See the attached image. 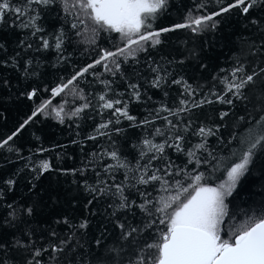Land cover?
I'll return each instance as SVG.
<instances>
[{
    "label": "trees",
    "instance_id": "trees-1",
    "mask_svg": "<svg viewBox=\"0 0 264 264\" xmlns=\"http://www.w3.org/2000/svg\"><path fill=\"white\" fill-rule=\"evenodd\" d=\"M202 2L204 0H168L166 8L151 21L152 27L159 29L182 23L189 12L193 15L202 14L196 8ZM216 7L213 0L209 3L208 10ZM71 19L65 14L60 0H57V3L40 9L36 23L42 31L35 36L31 35V29L17 28L10 19L6 18V22L0 24V44L3 45L0 48V140L14 132L42 101L52 99L51 106L46 110L48 114L35 117L10 141L13 151L0 149V242L11 244L14 240H21L31 245L22 254L9 251L8 258L14 264H24L25 259H31L32 249L44 248L48 251H42V255L35 258L41 264H69V260L72 264H78L77 256L80 264L106 262L108 257L101 255L104 250L121 244L120 229L116 227L117 218L126 222V226L144 229L138 235L137 247L157 238L156 229L163 228V225L157 222L146 228L150 217L139 208L117 211L114 206H110L114 204L113 197L96 194L93 198L94 194L86 191L85 181L96 187L98 179H108L104 165L115 163L106 155L110 151H118L121 158H127L135 165L142 140L152 138L154 127L164 126V122L159 119L155 121V125L147 126L139 124V121L161 105L174 108L181 99H187L189 105L193 100H212L211 104L206 103L202 107L193 108L190 113L181 114L185 122L191 121L189 131L182 134L186 136L188 146H191L200 142V138L193 134L198 127L227 125L221 126L216 136L208 137V148L220 156H227L229 150L236 149L235 141L228 144L230 134H239L247 127V124L233 127L236 117L245 115L241 102L234 101L236 107L232 109V106L220 103L211 92L222 94L223 85L219 83V78L230 72L237 59L241 62L256 59L246 54L250 53L252 42L259 44L264 39V33L259 32L258 26L250 21L257 19L260 21L259 27L264 28V8H254L247 16L238 9H233L216 18L219 23L215 30L209 28L200 34H193L188 29L165 33L161 36V44L139 52L135 60L122 62L120 71L115 75L97 66L78 81L75 92L69 89L53 99L50 91L45 89L55 87L62 80L66 81L77 70L92 63L101 54V49L115 50L117 46H122L118 34L103 31L99 33L95 44L82 43L83 38L77 36L76 30L70 27ZM61 29L65 38L62 48L57 50L54 46L55 36ZM40 37L48 39L51 47L44 49ZM21 41L24 43L21 44ZM28 44H31V48L27 47ZM118 59L123 61V58ZM157 67L161 70L160 75L165 76L167 73V82L162 81L160 88L152 87L151 84L156 75L152 69ZM214 77L217 79L214 80ZM173 79L186 81L196 90L195 96L184 93L182 84H172ZM102 81H109L110 84L106 87ZM129 83L139 84L140 101L132 98ZM33 89L37 90V96L30 100L26 93ZM80 89L87 97L90 107L78 116H71L77 107L86 102L79 98ZM105 92L109 97L123 94L119 98L128 103V111L136 117V121L121 118V122L116 124V117L111 111L99 107L101 102L98 96ZM165 92L167 96L164 95ZM249 95H252L250 91ZM256 103L252 99V104ZM252 104H249V108ZM61 105L64 107L63 123L51 112L52 107ZM230 109V115L221 121L220 112ZM169 119L175 120L171 116ZM108 120L113 123L101 130L107 135H97L95 129ZM116 129L120 131L117 132ZM91 135H96L97 138L87 139ZM221 137L223 144L218 142ZM162 139L163 137L156 136L155 142L159 143ZM133 145L137 147L134 148ZM39 149L46 151L41 152ZM168 158L180 167L187 164L188 159L167 148L166 156L160 161H153V164L155 167H162L164 160ZM42 160H48L52 169L40 175L33 168ZM140 163L144 164L146 160H141ZM193 167L192 164L187 165L189 170ZM200 170L207 171L204 166ZM123 171L121 169L116 172L118 181L123 179ZM218 176L220 173H214L212 182H219L216 179ZM8 179H13L15 183L6 185L4 182ZM138 187L140 191L151 192L150 198L153 199L162 194L151 185ZM125 194L129 195L130 200L141 202L135 189ZM89 200H92L91 204L88 203ZM228 204L230 215L234 217V220L228 221L229 226L242 222L253 213L259 215L264 211V154L257 152L249 171L241 178L233 196L228 198ZM8 205L15 209V218L9 214L12 209ZM29 207L32 208L31 215L24 211ZM114 211L115 216L112 215ZM65 219L68 224L64 223ZM84 220H87L88 227L77 230ZM53 232L56 233L55 236L52 235ZM73 232L75 235L72 236L69 247H75V252H69L67 248L59 253L51 251L52 245H60L61 240L69 239ZM96 239L102 240L99 249L95 245ZM80 245L84 247L81 248ZM130 255H135L131 248L121 253V264H125ZM53 256L55 259H52Z\"/></svg>",
    "mask_w": 264,
    "mask_h": 264
},
{
    "label": "snow or ice",
    "instance_id": "snow-or-ice-1",
    "mask_svg": "<svg viewBox=\"0 0 264 264\" xmlns=\"http://www.w3.org/2000/svg\"><path fill=\"white\" fill-rule=\"evenodd\" d=\"M63 10L67 16L72 17L70 27L76 30L75 34L82 37L81 42L95 44L101 31L116 33L119 35L122 46H117L115 50L101 49V54L92 63L77 70L66 81H61L51 89V98L61 96L66 90L71 89L75 92L78 81L89 73L90 70L101 66L105 72L115 75L121 69V63L128 59L135 60L139 52L148 50V47H155L162 43L161 36L165 33L174 32L179 29H188L193 34H200L206 29L215 30L219 21L217 17L225 13L238 9L241 14L247 16L254 8H264V0H231L225 3L224 0H214L217 7L208 10L209 3L213 0H204L196 6L198 12L202 14L193 15L192 12L185 17L184 22L176 23L170 27L154 29L151 21L155 20L157 14L166 8L168 0H60ZM57 3V0H0V24L10 19L12 24L20 29H31V35L35 36L42 29L36 21L40 15L41 8H47ZM251 24L258 26V31L264 33V28H260V21L252 19ZM65 34L61 29L55 36V49L60 50L64 43ZM41 46L44 49L51 47L48 39L40 37ZM24 42L21 41V44ZM31 48V44L27 45ZM0 48L3 45L0 44ZM251 55L256 57L254 61L239 59L231 68L230 72L219 78V83L223 85V92L212 91L211 94L222 103L236 107L234 101H239L245 108V115L237 116L233 121V127H240L247 124L246 129L237 134L232 132L229 136L228 144L236 142V149L229 150L227 156H220L214 150L208 148V137L216 136L221 126L215 128L198 127L194 135L200 138V142L188 146L186 136L191 127V121L185 122L181 118L182 113H190L193 108L202 107L204 104L213 103L209 99L193 100L189 105L187 99H181L179 105L172 108L161 105L148 117L139 121V124L155 125L157 119L164 122L163 128L154 127L152 138H144L141 142L138 158L135 165H132L127 158H121L118 151L107 152L106 155L115 163L104 165V172L108 179L100 178L96 182V187L90 186L85 181L86 191L100 196L110 195L114 198V206L117 211H130L134 207L150 217L146 228L158 224L163 228L157 227V238L143 246L137 247L138 235L144 229L127 225L116 220V227L120 229L119 247H107L102 256L108 260L99 261V264H121V253L127 252L131 248L135 255H130L125 264H264V211L259 215L253 213L238 224L228 225L229 220H234L230 215L228 198L233 196L241 178L249 171L250 165L254 162L257 152L264 154V39L259 44L252 42L250 45ZM19 55V53H17ZM118 58H123L121 61ZM15 59V57H13ZM30 64L31 61H28ZM156 73L151 84L152 87L160 88L161 82L166 81L165 76L160 75V69L153 68ZM223 72L224 69H221ZM95 75V73H92ZM214 80L217 78L214 77ZM107 87L110 82L102 81ZM172 84H182L184 93L188 96H195L196 90L183 79H173ZM251 86V88H250ZM131 96L136 101H140L141 93L139 84L129 83ZM215 87V86H214ZM249 90L251 96L249 95ZM28 99L37 96V90L33 89L26 93ZM123 94H115L109 97L107 93L100 94L98 100L101 102L99 107L103 110H110L116 117L115 123L119 124L121 118L130 122L136 121V117L128 111V103L119 98ZM167 96V92L164 93ZM183 95V93H182ZM79 98L85 100L80 107H77L71 116H78L90 107L87 97L80 89ZM252 99L257 101L252 104ZM52 99L42 101L19 127L0 140V149L13 151L10 145L16 136L28 125L35 117L41 114H48L46 110L51 106ZM249 104L252 107L249 108ZM230 111H221L219 119L224 121L230 115ZM51 112L61 123L64 121V107H52ZM167 113L168 115H161ZM71 116L69 118H71ZM174 119H169V117ZM112 120L101 123L95 129L97 135H107L102 129L108 128ZM138 126V125H137ZM183 126V127H181ZM117 132L120 129H116ZM163 137L162 141L155 142V137ZM96 135H91L87 139L95 140ZM223 144V138L218 141ZM227 147V145H224ZM133 147H137L133 145ZM171 148L177 153L185 155L187 164L183 167L175 165L170 158L164 160L162 167H155L153 161H160L166 156V149ZM18 151V150H17ZM38 151H46L39 149ZM200 153V155H197ZM206 153V155H205ZM93 156H96L93 153ZM141 160L146 163L141 164ZM188 164L194 165L189 170ZM206 167L207 171H201V167ZM52 169L48 160H42L35 165L33 171L42 175ZM123 169V179L118 181L116 172ZM220 173L216 177L219 182H212L213 174ZM99 177V173H97ZM181 177L176 179L175 177ZM226 177V178H225ZM111 180V183H109ZM11 186L15 183L13 179L4 182ZM153 186L158 192L162 193L156 198H150L151 192L140 191L138 186ZM158 185V188L156 186ZM135 189L141 202L130 200L126 192ZM89 204L92 200H89ZM12 209V205H8ZM31 215L32 208L24 210ZM15 218V209L9 213ZM113 216L116 215L114 211ZM65 224L69 222L64 220ZM87 220L78 225L77 230L86 229ZM56 235L55 232L52 233ZM73 232L69 239L61 240L60 245H52L51 251L59 253L67 248L69 252H75V247L71 244ZM79 243V241H77ZM102 244L101 239L95 240V245L99 249ZM81 248L84 245H80ZM31 245L21 240H14L11 244L0 242V264H14L8 258L9 251L26 252ZM44 249H32V258L25 259L24 264H41L36 257L42 255ZM96 255V253H93ZM52 259H55L53 256ZM99 259V258H98ZM78 264L79 256H77ZM69 264L72 261L69 260ZM88 264V262H84Z\"/></svg>",
    "mask_w": 264,
    "mask_h": 264
},
{
    "label": "rangeland",
    "instance_id": "rangeland-1",
    "mask_svg": "<svg viewBox=\"0 0 264 264\" xmlns=\"http://www.w3.org/2000/svg\"><path fill=\"white\" fill-rule=\"evenodd\" d=\"M226 178V177H225Z\"/></svg>",
    "mask_w": 264,
    "mask_h": 264
}]
</instances>
